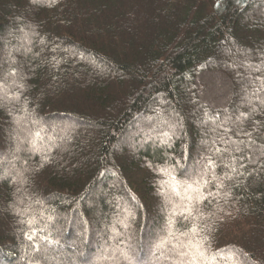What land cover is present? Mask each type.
Returning <instances> with one entry per match:
<instances>
[{"label": "trees", "instance_id": "trees-1", "mask_svg": "<svg viewBox=\"0 0 264 264\" xmlns=\"http://www.w3.org/2000/svg\"><path fill=\"white\" fill-rule=\"evenodd\" d=\"M1 85L0 264H264V0H0Z\"/></svg>", "mask_w": 264, "mask_h": 264}, {"label": "snow or ice", "instance_id": "snow-or-ice-1", "mask_svg": "<svg viewBox=\"0 0 264 264\" xmlns=\"http://www.w3.org/2000/svg\"><path fill=\"white\" fill-rule=\"evenodd\" d=\"M36 135L39 136V132H37ZM45 160H47V157H45ZM211 166H212V162L209 161L208 165L204 169V172L201 174V178L197 181H193L192 183H189L186 186L185 191L188 194L185 197H183V199H185L187 203L183 206V210L181 212L179 213L173 212L172 213L173 216L179 214V215H184L185 219H188L189 217H192L193 219L197 218L199 214V210L195 207V205L207 199L201 192V188L205 187L209 183L207 180L203 179V177L206 175L207 169L210 168ZM172 179L175 180V177H172ZM218 187H223V185L222 184L218 185ZM172 190L173 192H176L179 195L178 189L175 185L172 186ZM198 231H199L198 226L196 224H193L191 233L193 235H196ZM33 235H35V233ZM187 235H188L187 233H180L179 235H177V233L174 230V221L170 218L168 223L167 236L157 244V248L162 249L168 244L172 245L170 249V252L173 254L172 264H196L197 256L199 257L204 256V252L201 250L203 241L193 242L191 239H189L185 243L183 240L180 239V237ZM28 239L32 240L33 236L31 235L28 236ZM173 241H175V243H173ZM187 249H194L195 254H193L191 251H188ZM123 255H125V258L127 259V255L126 254ZM185 258H189V259H185Z\"/></svg>", "mask_w": 264, "mask_h": 264}, {"label": "rangeland", "instance_id": "rangeland-1", "mask_svg": "<svg viewBox=\"0 0 264 264\" xmlns=\"http://www.w3.org/2000/svg\"><path fill=\"white\" fill-rule=\"evenodd\" d=\"M14 33V32H13ZM3 85H1L0 87H2ZM3 88L5 89V87L3 86ZM72 124H74L75 126H76V128H80V127H83V125H80V124H77V123H72V122H70V119H68V120H62L61 121V124H60V126L61 127H69L70 125H72ZM64 133H65V130H64ZM41 140V139H40ZM39 139H35V140H30V143H32V145L33 146H36V143L37 142H39L40 141ZM212 142V141H211ZM103 252H105L106 253V250L104 249V251ZM96 259H98V257L96 258ZM205 260H207V259H205ZM130 263H132V264H138V263H135V262H132V260L130 259Z\"/></svg>", "mask_w": 264, "mask_h": 264}]
</instances>
